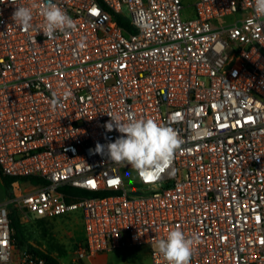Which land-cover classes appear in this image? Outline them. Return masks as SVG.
Returning <instances> with one entry per match:
<instances>
[{"label":"built area","instance_id":"2783aa9c","mask_svg":"<svg viewBox=\"0 0 264 264\" xmlns=\"http://www.w3.org/2000/svg\"><path fill=\"white\" fill-rule=\"evenodd\" d=\"M45 2L14 0L32 8L25 31L0 0V171L44 182L18 180L0 204V264H55L14 243L13 211L21 223L80 213L73 264L131 248L166 264L153 245L176 228L198 237L190 264H264V18L253 0H194L186 20L182 0H53L75 22L54 39L41 33ZM109 114L154 119L183 140L156 185L97 151L122 135L107 131Z\"/></svg>","mask_w":264,"mask_h":264},{"label":"clouds","instance_id":"9594fccd","mask_svg":"<svg viewBox=\"0 0 264 264\" xmlns=\"http://www.w3.org/2000/svg\"><path fill=\"white\" fill-rule=\"evenodd\" d=\"M12 15L14 24L22 30L33 28L31 7L16 5ZM254 18H264V0H253ZM44 18L41 33L48 39H54L57 32H67L75 28L74 20L53 0H46L41 9ZM105 127L107 131H118L122 135L106 146L97 145V151L105 148L110 160L123 167L130 168L147 185H156L162 175L171 169L174 157L181 148L183 140L171 126L158 123L151 118H136L129 115L122 121L118 115H111ZM174 174V170L169 173ZM198 237H186L179 229L169 230L166 237L154 242V249L162 256L166 264H190L193 246Z\"/></svg>","mask_w":264,"mask_h":264},{"label":"rangeland","instance_id":"374dc122","mask_svg":"<svg viewBox=\"0 0 264 264\" xmlns=\"http://www.w3.org/2000/svg\"><path fill=\"white\" fill-rule=\"evenodd\" d=\"M183 19L195 17L193 8L194 0H182ZM124 14L127 16L128 12ZM24 185L30 190L40 188L42 185H34L30 181H24ZM8 198L6 189L0 180V203ZM23 229L30 245H34L41 251L50 255L57 263L73 264L75 253L81 241L85 237L83 221L80 213L56 218V219H24ZM82 264H152L149 252L146 249L131 248L110 254H104L96 260L86 261Z\"/></svg>","mask_w":264,"mask_h":264},{"label":"trees","instance_id":"16d2710c","mask_svg":"<svg viewBox=\"0 0 264 264\" xmlns=\"http://www.w3.org/2000/svg\"><path fill=\"white\" fill-rule=\"evenodd\" d=\"M101 1V0H98ZM117 22V24L121 27H123L124 29L127 30H131L129 21L123 18H119V17H115L114 18ZM0 179L6 189L7 195L8 197H10V192H11V188H12V184L18 180L21 181H30L32 184L34 185H42L44 184L43 181L38 180V179H22V178H16V177H7L4 176L1 171H0ZM11 223H12V227L14 230V235H13V240L14 243L18 246H28L29 248L33 249V247H31L28 243V239L25 235L24 229H23V224L20 221L19 216L13 211L12 215H11ZM40 254H43L42 252H40L39 250H37ZM46 257H48L51 261H53L55 264H57V262L50 256V255H45Z\"/></svg>","mask_w":264,"mask_h":264},{"label":"crops","instance_id":"0c3cea01","mask_svg":"<svg viewBox=\"0 0 264 264\" xmlns=\"http://www.w3.org/2000/svg\"><path fill=\"white\" fill-rule=\"evenodd\" d=\"M1 180V179H0ZM3 203V202H2ZM1 204V203H0ZM94 260H96V258H93V259H88V260H86V261H89V262H92V261H94ZM85 261V262H86Z\"/></svg>","mask_w":264,"mask_h":264}]
</instances>
